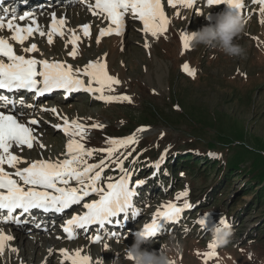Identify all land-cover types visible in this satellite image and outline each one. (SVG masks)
Listing matches in <instances>:
<instances>
[{"label":"rangeland","instance_id":"rangeland-1","mask_svg":"<svg viewBox=\"0 0 264 264\" xmlns=\"http://www.w3.org/2000/svg\"><path fill=\"white\" fill-rule=\"evenodd\" d=\"M86 1L88 4L79 1L78 4L55 11L59 13L56 19L65 21L61 27L64 35L61 37L53 34L51 44L48 43L47 34L51 30L53 18L46 22L39 20L37 23V18L30 16L28 19H31L32 25L40 26L39 31L45 35L35 32L23 45L12 41V33L7 29L0 30V37L9 39L13 47L18 49L17 54L27 55L22 48L35 43L38 46L35 52L37 59L63 61L71 64L74 69L83 68L89 61L104 59L106 53L108 70L112 71L109 73L116 76L120 84L113 86V92L106 90L105 95H127L131 97V102L105 103L96 99L94 94L82 90L70 96L72 99L68 101L44 100L34 109H28L32 111L29 118L34 117L39 125L34 135L46 147L41 149L34 142L37 145L34 150L25 146L23 151L14 148L13 152L29 160L63 159L61 154L65 151L69 137L62 130V117L69 121L78 120L86 126V138L83 141L86 148H107V138H124L135 133L137 144L119 149L110 159L104 152L94 153L87 162L98 164L102 159L105 160L101 187L107 185L108 177H112L115 182L119 178L114 177L123 175L118 166L122 164L123 169L129 173V186L137 192L133 198L136 208L141 212L138 217L142 219L135 221L138 222L137 226L134 225L136 223L130 227L127 225L125 231H122L124 225L116 226L121 229L112 232L120 237L108 242L106 239L93 242L94 233L87 232L74 241L66 237L64 241H59L61 239L56 235L59 240L54 239V245L47 241L45 246L43 243L38 247L33 239L40 234L21 235L9 231L17 243H13L14 239L5 242L0 252V264H60L64 260L60 254L61 249H67L69 253L81 249L82 254L91 257V264H131L127 258V249L134 242L136 229L147 224L145 216L153 217L158 209L162 210L160 206L163 204L173 202L182 206L185 200L193 206L190 212L182 215L180 222L175 221L179 223L174 229H170L174 226L168 221L166 226L170 230L148 240V243L142 245L143 249L159 254L164 244L174 240L181 246V253L173 264H205V261L206 264H264V200H256V190H253L257 188L256 184L247 186L246 174L235 170L224 180L228 172L224 168L228 162H240L242 168L250 167L255 156L264 154V24L260 22L264 17L259 12L260 5L253 3V0L245 5L246 10L242 16L246 20V27L234 42L245 49L246 55L230 57L216 48L203 45L184 50L181 42L183 33L194 32L208 25L214 26L221 14L233 9L226 3L208 8L207 0H198L193 2L191 8L180 4L173 8L167 5V0H162L169 24L167 31L158 38L145 34L142 22L129 15L125 20L123 35H106L97 43L100 29L108 27V21L93 14L90 6L95 4V0ZM213 6L218 9L215 11ZM51 13L54 14V11L47 14L52 16ZM8 19L5 18V23ZM85 24L91 26V35L88 37L84 36L81 28ZM32 25L27 21L21 26ZM73 32L80 37L75 59L68 55L73 47L68 43ZM146 42L150 45L147 49L144 47ZM184 63L196 70L194 79L182 71ZM82 79L87 81L85 77ZM51 108H56L57 113L42 110ZM93 123L104 127L91 128ZM57 125L60 127H55ZM141 126L149 130L137 132ZM161 133H164L162 138ZM143 140L157 142L163 148L160 151L167 154L165 147H173L175 150L178 144L182 149L190 143L193 148L186 154L192 152V156H200L203 153L209 160L203 157V160L187 161L183 156L180 162H167L165 158L159 172L153 176L156 171L153 166L157 161L152 162L151 159L143 164L136 160L138 153H134ZM153 152L149 153L150 157ZM213 161L215 167L211 166ZM189 162L193 164L192 170ZM137 168L138 171L135 170ZM201 170L205 174L200 173ZM190 171H193L192 176H189ZM169 177L170 181L168 179L167 182ZM139 180L145 183L137 187L136 182ZM185 190L189 195L177 200V195ZM213 190L219 193L215 198ZM94 199H98V196L89 197L85 203ZM82 209L85 210L83 204L76 213L82 215ZM205 214L208 218L204 228L197 221ZM220 219H225L230 227L231 223L234 224V235L228 245L216 249L214 257L207 258L204 254L209 251L210 230ZM54 232L52 230L48 234L55 235ZM49 249L52 250L51 254ZM64 264H70V261L65 260Z\"/></svg>","mask_w":264,"mask_h":264},{"label":"snow or ice","instance_id":"snow-or-ice-1","mask_svg":"<svg viewBox=\"0 0 264 264\" xmlns=\"http://www.w3.org/2000/svg\"><path fill=\"white\" fill-rule=\"evenodd\" d=\"M193 2L194 0H167V5L175 8L180 4L191 8ZM221 3H226L229 7L237 9L238 15H242V10L245 7L244 0H207L209 6ZM253 3L260 5L259 12L264 17V0H253ZM90 7L93 9L94 15H100L108 21L109 25L100 29L96 39L97 43H100V38L106 35H123L125 20L129 15L142 22L145 34H150L155 38L165 33L169 24L162 0H95V4ZM16 19V17H12L5 23V18L0 17V30L7 29L10 31L12 41L23 45L35 32H39L41 36L45 35L44 32L39 31L38 27L20 26L15 23ZM19 19L23 20L25 17L21 16ZM260 22L264 24V19ZM64 23V20H57L53 16V24L47 34L49 44L53 42V34L61 37L64 35L61 30ZM90 27L87 24L81 26L84 36L91 35ZM79 40L80 37L73 32L68 41L73 46L68 55L73 59L78 54L77 42ZM188 40L187 33H183L181 42L184 50L190 48ZM144 47L147 49L150 45L146 42ZM22 51L35 53L38 51V46L32 43L28 47H23ZM106 55L105 53L104 59L98 58L95 61H89L83 68L74 69L71 64L63 61H49L17 54L9 39L0 37V90H7L8 92L26 90L36 96H43L53 90H64L68 93L82 90L94 94L96 99L105 103L124 101L130 103L131 97L127 95H105L106 90L113 92L115 90L113 86L120 84V80L109 73ZM181 69L188 76L195 78L196 70L191 68L188 63H184ZM82 77L87 78V81ZM0 102H3L4 108L15 104V101L4 95H0ZM21 103L23 104L22 100ZM26 106L33 107L31 104ZM42 110L57 113L56 108ZM18 115L24 114L6 112L0 108V223L15 222L19 224L21 222L20 217L14 215L18 210L21 214L29 213L32 209L45 211L51 209L56 212H63L70 206L80 204L92 194L98 196V199H94L90 203H83V208L86 211L82 215H73L63 226V232L69 240L75 239V229H85L92 225H98L100 229H103L106 224L113 223V218L118 217L121 213H124L126 220L129 211L133 217L140 215L133 204V197L137 195V192L129 186V173L123 169L122 164L118 166L123 175L115 182H112V177H108L109 182L104 188L100 186V182L102 172L106 167L105 160L102 159L98 164L87 162V159L91 158L97 151L106 153L107 158L110 159L119 149L137 144L138 140L135 133L124 138H107L106 143L109 145L107 148H86L83 143L86 138V126L78 120L69 121L66 117H62V130L69 137L65 151L61 154L64 158L29 160L15 154L12 149L16 148L23 151L26 146L27 149L31 150L34 147V142L41 149L46 146L34 135L33 126L37 125L38 121L29 119L26 123L21 122ZM55 127L59 128L60 125ZM90 127L103 129L104 125L93 123ZM148 130L146 126H141L136 131L145 132ZM163 135L164 133H161V138ZM164 159L165 155L162 154L153 166L156 169L153 176L159 172ZM21 164L26 166L18 167ZM5 165L14 171H6ZM73 181L78 187L71 186ZM144 183V180L136 182L137 187ZM188 195V191L185 190L180 192L176 199L179 200ZM192 207V204L187 200L182 206H177L173 202L161 205L162 210L158 209L153 214L151 223L144 225L142 234L149 237L155 236L161 228V220L178 221L181 214ZM207 218L208 215L205 214L197 222L205 228ZM115 223L119 224L120 221L116 220ZM219 223L228 225L225 219H220ZM112 235L115 236L116 234L112 233ZM12 239V236L5 235L0 230V252L3 251L5 242ZM100 239L101 236L97 235L93 238V242H98ZM208 248L209 251L204 255L207 258L214 257L216 255L215 245L209 243ZM13 251L16 250L13 249ZM51 252L52 250L49 249L50 254ZM60 254L64 260L70 261V264H91V257L82 254L81 249H76L72 253H69L67 249H61ZM128 259L131 260L132 257L129 255ZM64 260L61 261V264H64Z\"/></svg>","mask_w":264,"mask_h":264},{"label":"clouds","instance_id":"clouds-1","mask_svg":"<svg viewBox=\"0 0 264 264\" xmlns=\"http://www.w3.org/2000/svg\"><path fill=\"white\" fill-rule=\"evenodd\" d=\"M245 27V18L229 11L221 14L214 26L208 25L188 32V43L193 49L203 45L216 48L230 57H244L245 49L234 41L244 32ZM210 233L211 243L216 249L228 245L234 235L229 225L220 223L216 224ZM148 238L149 236L142 234V230L134 234V242L127 249V258L129 255L132 257L131 264H173L174 259L181 253V246L174 240L164 244L159 254L143 249L142 245L148 243Z\"/></svg>","mask_w":264,"mask_h":264},{"label":"bare ground","instance_id":"bare-ground-1","mask_svg":"<svg viewBox=\"0 0 264 264\" xmlns=\"http://www.w3.org/2000/svg\"><path fill=\"white\" fill-rule=\"evenodd\" d=\"M17 1V0H16ZM16 1H12V3H15ZM28 1V3H25V4H27V6H34V5H36V4H38L39 2H41V4H42V2L44 1V0H27ZM27 1H25V2H27ZM50 1H53V3L56 1V0H50ZM164 1V0H163ZM166 1V0H165ZM196 1H198V0H194V2L196 3ZM199 1H202V0H199ZM244 2H246V0H244ZM250 1L248 0V2L247 3H244L245 5H247L248 3H249ZM88 4V3H87ZM50 5V3L49 4H47L46 6L47 7H44V8H42V6L40 7V9L39 10H37L36 11V13L35 14H33V16L35 17V18H37L36 20V22L37 23H39V20H41L40 22H46V20L47 19H52L53 17L52 16H55V18H57V15H59V13H56L55 11H58L59 9H61V8H58V5H60V4H54V5H51V6H53V10L52 11H54V14H52L51 13V15L52 16H50L49 14H47L49 11H51L49 8H48V6ZM202 6V5H201ZM208 6V8H209V5H207ZM10 9H11V7H10ZM204 9H206V8H204ZM213 9L215 10H217L218 8H216V6H213ZM215 10V11H216ZM246 9L244 8L243 10H242V15H243V11H245ZM18 11L19 10H11V11H9V13L7 14V18L6 19H11L12 17H16L17 19H16V21H15V23H17V24H19L20 26L22 25V24H24V22H30V24L32 25V23H31V19H28L30 16H32V14H30V13H27V15H22V16H24L25 18H27V19H23L24 21L22 22V20H20L19 19V17H21V15H19V17L16 15V14H18ZM231 12L233 13V15H238V10L237 9H232L231 10ZM28 14H30V15H28ZM37 14H39L38 15V17L36 16ZM241 15V16H242ZM9 16H11V17H9ZM78 20V19H77ZM53 24V21H52V23H51V25ZM32 27H34V25H32ZM35 27H38V26H35ZM34 27V28H35ZM40 27V26H39ZM38 27V28H39ZM150 35V34H149ZM66 40V39H65ZM27 41V40H26ZM26 41H25V43H26ZM24 43V44H25ZM15 47L17 46V45H14ZM17 48H20V47H17ZM15 49V48H14ZM15 51L18 53V49L16 50L15 49ZM21 55H23L22 53H21ZM25 56H33V57H35V58H38V56L37 55H35V53H32V54H30V53H27V55H25ZM57 59V58H56ZM53 60H55V58H53ZM77 68V67H76ZM109 71H111V69L109 70ZM112 72V71H111ZM63 92V91H62ZM63 93H66L65 91L63 92ZM77 92H71V93H68V94H70V96H73L74 94H76ZM55 94H59V93H55V92H53V93H51L50 94V96H54ZM67 94V93H66ZM4 96H6V95H4ZM9 97V96H8ZM9 99L10 100H13V101H15V104H14V106H8L9 108H11L12 110L13 109H19L20 111H23L22 113L24 114V115H22V116H19L18 115V118L22 121V122H27L30 118L31 119H33L32 117H30L29 118V115H30V112H31V110H29L28 109V107L26 106V105H28V103H31L29 100L30 99H27L26 101L28 102V103H25L26 101L24 100V98H20V99H15V98H13V97H9ZM21 100L23 101V104L21 103ZM35 100H36V98H35ZM41 100V99H40ZM34 103H37V102H34ZM0 104H2L3 105V102H0ZM19 113H21V112H16V114H19ZM32 116V115H31ZM36 126H39L38 124L37 125H35V126H33L34 127V129L36 128ZM44 130V129H43ZM39 132V131H38ZM37 148V145L34 143V147H33V149L32 150H34V149H36ZM12 150H14V149H12ZM17 152H18V150H17ZM97 152H99V151H97ZM34 153V152H33ZM147 162H149V161H146L145 163H147ZM144 164V163H143ZM137 170V169H136ZM138 171V170H137ZM131 182V181H130ZM129 182V183H130ZM72 184H76L74 181L72 182ZM89 197H86L85 198V200L83 201V202H87V199H88ZM133 204H134V206H135V208H136V205H135V202H134V198H133ZM71 209V206H70V208H69V210ZM137 210H138V208H136ZM34 212H38V213H42V212H39L40 210H33ZM68 211V209H65L63 212H62V214H65L66 212ZM75 211V210H74ZM74 211H72V212H74ZM188 212H190L189 210H185L182 214H181V217L179 218V221L182 219V215H186V213H188ZM43 215V214H42ZM73 215H78V213H74ZM44 216V215H43ZM42 216V217H43ZM127 219L125 220L124 219V213H121L118 217H116V218H113V223H111V224H106L105 225V227L103 228V229H100V228H97L98 227V225H92V226H89V227H87L86 228V230H88V229H90V228H94V226L96 227V229H98L99 231H100V236L101 237H103V238H109L108 236H113L112 235V233H115V232H112V231H115V230H117V229H121V227H116V226H118V225H125V224H127V222L128 221H131L132 219L134 220L135 218H138V216H136V217H133L132 216V213H131V211H129V213H127ZM146 218V220H147V223H151V220L150 219H148L147 217H145ZM68 219H71L70 217L68 218ZM116 220H119L120 221V223L119 224H117V223H115V221ZM139 220V219H138ZM53 220H52V217L50 216V215H48V216H44L43 218H42V227L43 228H47L48 226L50 227V223H52L53 224ZM167 222L168 221H164V220H161V228H160V230L157 232V234H160V233H162V232H164L166 229H168V227L166 226L167 225ZM171 222V226H175V225H177V223L175 222V221H170ZM12 223V222H11ZM176 223V224H175ZM95 229V230H96ZM143 228H140L139 230H142ZM39 230V229H38ZM78 231V230H77ZM76 231V232H77ZM138 231V230H137ZM76 232H75V234H76ZM116 235L115 236H119L117 233H115ZM156 234V235H157ZM9 236V235H8ZM152 237H155V236H152ZM152 237H149L148 238V240L149 239H152ZM64 237H62V240H59V239H57V237H54V235H51V234H48V233H45V234H41L40 233V235H38L37 237H35L34 239H33V243L35 244V245H37L38 247H40V245H42L43 243H44V246H45V242H51V243H53V245H54V239H56V240H59V241H64V239H63ZM76 240V239H75ZM74 241V240H73ZM70 242V241H69ZM108 242V241H107ZM13 243L14 244H16L17 243V241L14 239V241H13ZM25 243H26V241H25ZM27 243H29V242H27ZM31 243V242H30ZM29 243V244H30ZM32 243V244H33ZM65 243H68V242H65ZM56 246V245H55ZM24 247H25V245H24ZM29 248V247H28ZM55 248V247H54ZM38 250V249H37ZM26 252V251H25ZM25 252H23V253H25ZM39 252V251H38ZM43 252V251H42ZM50 258H51V256L49 257V260H50ZM52 260V259H51ZM65 261V260H64ZM61 264V263H60Z\"/></svg>","mask_w":264,"mask_h":264},{"label":"trees","instance_id":"trees-1","mask_svg":"<svg viewBox=\"0 0 264 264\" xmlns=\"http://www.w3.org/2000/svg\"><path fill=\"white\" fill-rule=\"evenodd\" d=\"M167 148V152L169 153V155H171L173 157V155L176 154V156H178V161L180 162L181 160H183V156L188 160H192V152H189L188 154H186V152L189 149L193 148V145L189 143V145L187 144L184 148L180 149L179 145L177 144V148L173 147H165ZM162 148V146L160 147L158 145L157 142L153 141V140H143L141 144H139V146L135 149L134 153H138L139 159H143V158H149L150 157V152L154 151L153 153L155 154V156H157L158 154L162 153L163 151H160ZM180 149V150H178ZM206 154H201V158L203 160L204 159H208L206 157ZM171 157V158H172ZM194 160H199V159H194ZM209 160V159H208ZM146 161H150L149 159L145 160ZM254 162L251 163L250 167H240V162L238 163H234V164H230V162L227 163V166H225V170H227L228 172L225 173L224 175V180L226 178H228V176H230V173H233V171L237 170L239 172H241V174H246L248 176V183L247 186H251L252 184H256L255 187H257L254 197L256 198V200L258 201L259 198H262L261 200H264V154L262 155H258L257 157L255 156L253 159ZM144 163V161H141ZM190 163V162H189ZM189 163H185V164H189ZM190 170H192L193 164L190 163ZM204 166V165H202ZM212 167H215V162L213 161L211 164ZM200 167V166H199ZM203 170L200 171V173H202ZM193 171H190L189 176H192ZM202 174H205L204 172ZM222 182V180H221ZM246 187V186H245ZM249 188V187H248ZM218 189V187H217ZM212 190V189H211ZM246 190V189H245ZM213 192V198H215L217 196L218 190L216 191H212ZM221 192V191H220ZM253 192V191H252ZM219 195V193H218ZM264 203V201H263ZM231 225H234L233 223H231ZM256 231V230H255Z\"/></svg>","mask_w":264,"mask_h":264}]
</instances>
